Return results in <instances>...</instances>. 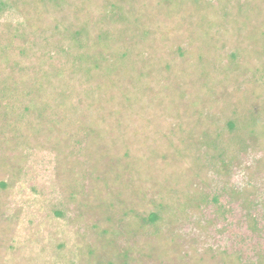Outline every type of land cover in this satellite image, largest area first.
I'll list each match as a JSON object with an SVG mask.
<instances>
[{
  "label": "rangeland",
  "instance_id": "374dc122",
  "mask_svg": "<svg viewBox=\"0 0 264 264\" xmlns=\"http://www.w3.org/2000/svg\"><path fill=\"white\" fill-rule=\"evenodd\" d=\"M0 264H264V0H0Z\"/></svg>",
  "mask_w": 264,
  "mask_h": 264
},
{
  "label": "trees",
  "instance_id": "16d2710c",
  "mask_svg": "<svg viewBox=\"0 0 264 264\" xmlns=\"http://www.w3.org/2000/svg\"><path fill=\"white\" fill-rule=\"evenodd\" d=\"M152 219H154V218H152Z\"/></svg>",
  "mask_w": 264,
  "mask_h": 264
}]
</instances>
